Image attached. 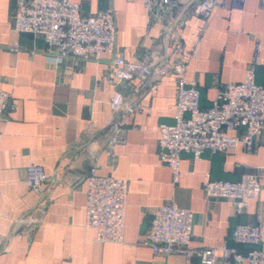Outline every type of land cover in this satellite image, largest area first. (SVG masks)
<instances>
[{
  "label": "crops",
  "instance_id": "obj_1",
  "mask_svg": "<svg viewBox=\"0 0 264 264\" xmlns=\"http://www.w3.org/2000/svg\"><path fill=\"white\" fill-rule=\"evenodd\" d=\"M71 1L84 15L112 9L118 51L132 63L157 64L152 50L161 47L168 69L124 86L135 99L134 111L119 119L123 138L110 153L107 141L119 118L111 122L113 55L104 53L98 61L69 57L56 66L44 40L14 30L15 0H0V89L10 96L0 122V264H202L198 255H157L140 244L154 209L169 201L193 213V250L226 244L246 254L251 247L232 235L239 225L264 224V133L251 151H207L199 161L184 154L174 184L160 160L159 129L174 124L178 75L170 66L177 62L187 64L186 77L197 83L201 106L209 108L223 85L245 80L260 45L256 82L264 86V0H218L207 19L183 14L197 0H175L177 10L159 0L151 10L142 0ZM177 44L183 48L178 56ZM94 162L99 175L129 181L124 243H100L86 226L85 178ZM30 165L44 167L50 180L59 175L48 202L33 216L39 222L33 234L14 224L41 199L25 182ZM248 174L259 178L262 191L244 213L237 214L229 201L205 198L206 175L238 182Z\"/></svg>",
  "mask_w": 264,
  "mask_h": 264
},
{
  "label": "built area",
  "instance_id": "obj_2",
  "mask_svg": "<svg viewBox=\"0 0 264 264\" xmlns=\"http://www.w3.org/2000/svg\"><path fill=\"white\" fill-rule=\"evenodd\" d=\"M142 1L147 9L153 8L155 0ZM159 1L170 10L181 8L175 0ZM217 4L218 0L190 4L187 14L207 19ZM15 6L12 15L14 30L18 34H30L44 40L52 64L60 66L69 57L98 61L104 53L113 55V71L109 78L114 87L111 108L113 114L119 113V118L106 145L107 151L113 152L124 133L119 119L134 111L131 106L135 99H129L124 86L136 78H150L158 63L148 60L135 64L118 51L112 9L84 15L80 5L71 0H15ZM206 27L207 23L203 28ZM260 51L258 45L254 63L247 70L245 80L223 85L209 108L201 106L197 83L187 79V64L177 62L169 65L178 75L177 102L174 124L160 126L159 147L160 160L171 170L174 184L180 181L184 154H190L199 161L207 151L225 154L239 146L251 151L256 138L264 133V86L256 82ZM182 52V46L177 44L174 54L178 56ZM196 56V52L190 55L191 58ZM166 62L160 74L168 69ZM9 101V94L0 89V122L6 117ZM125 104L127 106L122 108ZM97 170L98 165L94 162L85 178L86 226L96 231V239L100 243H124L129 181L101 176ZM50 181L44 167L30 165L26 168L25 182L29 190L39 197L43 196ZM261 191L259 178L254 174L244 175L238 182L216 181L206 175L203 182L206 199L229 201L237 214L247 211L250 201L259 199ZM152 216L151 225L140 244L149 247L154 254L184 255L188 258L198 255L202 264H264V224L239 225L233 231L235 242L251 247L246 254H242L226 244L218 248L193 250L190 247L193 213L173 201L155 208ZM20 227L33 234L39 222L32 216Z\"/></svg>",
  "mask_w": 264,
  "mask_h": 264
},
{
  "label": "water",
  "instance_id": "obj_3",
  "mask_svg": "<svg viewBox=\"0 0 264 264\" xmlns=\"http://www.w3.org/2000/svg\"><path fill=\"white\" fill-rule=\"evenodd\" d=\"M200 1H203V0H197L193 3H196V2H200ZM191 3V4H193ZM188 7L184 8L183 10V14H185L187 11H188ZM182 21L181 19L176 23L173 31L170 33V35L168 36L167 40H166V46L169 47V44L173 41L174 39V36H175V33H176V30L178 29V26L181 24ZM152 53H154L155 57L158 58V65L155 67L152 75H151V79H154V78H157V76L160 74L161 70L163 69L164 65H165V62H166V59H167V56L164 55L162 56L161 55V47H157L155 48L154 50H152ZM127 105H123L122 108H125ZM119 116V113H116L115 116L111 119V122H115L117 117ZM96 154V152H94ZM73 168V167H72ZM59 179V175L56 174L52 180L50 181V184H49V188L48 190L43 194V196L41 197V199L39 200V202L32 208L30 209L29 211H26L25 213H23L22 215H20L15 221H14V224L16 226H20V224L24 221H26L27 219H29L30 217L34 216L35 214H37L45 205L46 203L48 202L49 200V193L50 191L52 190V188L57 184V181ZM5 248H3L4 250Z\"/></svg>",
  "mask_w": 264,
  "mask_h": 264
}]
</instances>
